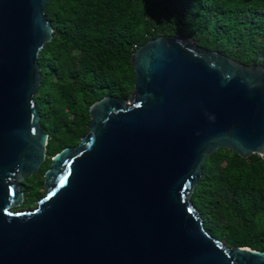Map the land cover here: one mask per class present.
Here are the masks:
<instances>
[{
    "label": "water",
    "instance_id": "water-1",
    "mask_svg": "<svg viewBox=\"0 0 264 264\" xmlns=\"http://www.w3.org/2000/svg\"><path fill=\"white\" fill-rule=\"evenodd\" d=\"M49 1L0 0V264H264L210 236L191 202L215 150L264 156V66L181 34L131 53L129 96L88 107L87 132L50 158L35 207L17 210L47 157L34 95Z\"/></svg>",
    "mask_w": 264,
    "mask_h": 264
},
{
    "label": "trees",
    "instance_id": "trees-1",
    "mask_svg": "<svg viewBox=\"0 0 264 264\" xmlns=\"http://www.w3.org/2000/svg\"><path fill=\"white\" fill-rule=\"evenodd\" d=\"M52 38L38 54L34 95L47 133L46 159L22 181L23 204L43 195V172L87 132L88 107L132 91L131 53L160 35L181 34L244 64L264 66V0H51ZM204 230L228 247L264 252V156L217 149L191 195Z\"/></svg>",
    "mask_w": 264,
    "mask_h": 264
},
{
    "label": "rangeland",
    "instance_id": "rangeland-1",
    "mask_svg": "<svg viewBox=\"0 0 264 264\" xmlns=\"http://www.w3.org/2000/svg\"><path fill=\"white\" fill-rule=\"evenodd\" d=\"M35 201L31 205H29V206H25V207L20 206V207L17 208V210H19V209H32L33 207H35Z\"/></svg>",
    "mask_w": 264,
    "mask_h": 264
}]
</instances>
